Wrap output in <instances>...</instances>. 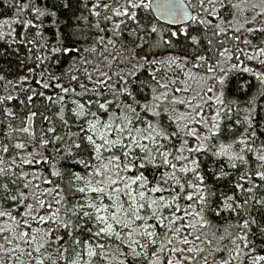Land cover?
Listing matches in <instances>:
<instances>
[{
	"label": "snow or ice",
	"instance_id": "snow-or-ice-1",
	"mask_svg": "<svg viewBox=\"0 0 264 264\" xmlns=\"http://www.w3.org/2000/svg\"><path fill=\"white\" fill-rule=\"evenodd\" d=\"M0 264H264V0H0Z\"/></svg>",
	"mask_w": 264,
	"mask_h": 264
}]
</instances>
